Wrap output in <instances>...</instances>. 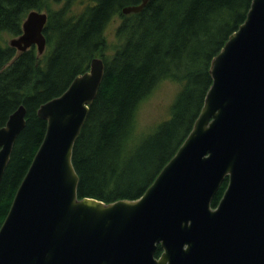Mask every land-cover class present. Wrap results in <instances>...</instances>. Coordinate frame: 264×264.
Returning a JSON list of instances; mask_svg holds the SVG:
<instances>
[{
  "label": "water",
  "instance_id": "1",
  "mask_svg": "<svg viewBox=\"0 0 264 264\" xmlns=\"http://www.w3.org/2000/svg\"><path fill=\"white\" fill-rule=\"evenodd\" d=\"M47 21L46 12L32 10L9 45L18 52L35 46L42 56ZM105 70L104 58L94 57L38 108L47 130L0 228V264H264V0H252L213 58V83L192 131L135 200L78 196L74 147ZM26 115L21 104L0 128V184Z\"/></svg>",
  "mask_w": 264,
  "mask_h": 264
},
{
  "label": "trees",
  "instance_id": "2",
  "mask_svg": "<svg viewBox=\"0 0 264 264\" xmlns=\"http://www.w3.org/2000/svg\"><path fill=\"white\" fill-rule=\"evenodd\" d=\"M0 0V128L21 105L26 126L18 136L0 184V228L46 134L47 121L37 110L60 96L96 56L106 70L98 96L75 144L79 198L104 202L144 195L176 154L198 118L213 83V58L244 23L252 0H150L138 13L123 8L142 0ZM52 6V7H51ZM46 9L47 48L18 52L5 39L23 32L32 10ZM121 23L112 45L107 30ZM171 79L181 84L168 119L142 134L137 125L142 102ZM223 182L212 206L227 189ZM163 253L159 245L156 257Z\"/></svg>",
  "mask_w": 264,
  "mask_h": 264
},
{
  "label": "rangeland",
  "instance_id": "3",
  "mask_svg": "<svg viewBox=\"0 0 264 264\" xmlns=\"http://www.w3.org/2000/svg\"><path fill=\"white\" fill-rule=\"evenodd\" d=\"M87 1L77 0L73 5V10L80 12ZM42 12L47 11L44 9ZM120 23V18L116 17L108 27L107 37L111 45L115 42V30ZM11 38L12 36L5 34L8 43ZM180 90L179 82L166 79L160 82L158 87L142 102L137 118L138 129L142 134L149 133L157 124L169 118L171 106Z\"/></svg>",
  "mask_w": 264,
  "mask_h": 264
}]
</instances>
